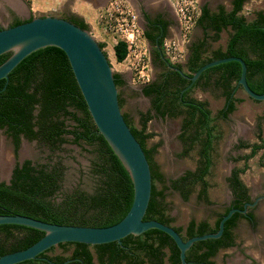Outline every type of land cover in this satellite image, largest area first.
Listing matches in <instances>:
<instances>
[{
  "label": "trees",
  "instance_id": "obj_1",
  "mask_svg": "<svg viewBox=\"0 0 264 264\" xmlns=\"http://www.w3.org/2000/svg\"><path fill=\"white\" fill-rule=\"evenodd\" d=\"M244 1L231 0L228 9L219 5L215 11L202 6L196 22L203 30L211 29L215 34L227 28L229 32L225 44L209 55H204L205 40L192 43L188 46L184 63L175 64V67L191 75L210 60L237 56L245 63V80L249 88L255 93H263L264 13L258 10L251 19H245L239 14ZM63 18L82 29L87 28L74 15ZM30 19L31 16L23 20L14 17L8 26ZM147 20L151 28L144 30L143 36L151 44L158 46L165 35V23L158 17ZM157 24L161 25L160 28ZM98 45L101 48L103 46L100 42ZM112 51L114 60L121 62L127 53L125 42L116 41ZM10 54L11 51L1 53L0 64ZM161 68L157 79L142 85L141 93L151 98L155 115L181 116L178 139L183 149L179 155H186L195 147L196 160L193 168L186 169L175 177H164L152 158L158 143L146 146V140L154 135L146 129V123L152 115L148 111L138 113V125L135 126L125 113L121 114L140 144L149 165L151 189L142 219H154L170 225L182 239H186L215 232L219 219L228 209H240L243 203L249 201L248 189L239 179V174L246 169L247 160L259 150L261 160L264 159V136L258 133L257 141L238 140L234 145L235 149L248 151L231 157L234 162L242 161L241 166L232 167L225 177L232 197L231 204L217 213L212 223L206 219L191 218L183 228L172 226V217L168 215L164 201V191L176 192L183 201L194 194L197 201L211 203L207 179L213 166L214 145L220 135L206 102L190 98L189 89L180 91L188 81L164 62H161ZM209 72L217 74L214 84L224 88L225 102L219 114L225 117L233 111L235 102L239 101L234 97V92L238 87L236 81L240 65L236 61H227L211 66L199 75L194 84L203 77L208 78L206 75ZM113 81L116 87L125 83L119 73H113ZM229 83L234 85L227 89ZM117 100L120 108L122 99L118 93ZM0 129L10 138L15 157L8 181L0 180V215L18 214L54 224L96 227L112 225L125 215L132 200L131 179L120 159L92 122L67 58L58 47L47 45L30 52L9 71L6 79H0ZM20 137L45 147L49 152L48 160L18 161L16 153ZM66 143L75 145L80 152L88 154L86 170L79 171L80 176L84 175L88 179L87 187L77 184L65 188L63 185L65 166L56 152ZM262 165L264 167V163ZM156 182L161 183V187L157 188ZM240 218L252 221L253 216L250 211L247 216L232 213L224 221L218 238L196 241L189 247L185 252L186 264H217L215 255L220 250L235 245L233 230ZM43 233L24 225L0 224V255L26 248ZM55 248H59V251L52 253ZM94 258L99 264H179L178 250L172 239L154 228L139 235H126L120 239V243H58L34 258L15 264H93Z\"/></svg>",
  "mask_w": 264,
  "mask_h": 264
},
{
  "label": "rangeland",
  "instance_id": "obj_2",
  "mask_svg": "<svg viewBox=\"0 0 264 264\" xmlns=\"http://www.w3.org/2000/svg\"><path fill=\"white\" fill-rule=\"evenodd\" d=\"M10 2H18L23 8L24 17H37V16H54L64 17L68 15H74L80 18L78 15L79 7L86 4L89 8L94 9L96 6V0H9ZM171 7L177 19V32L174 34L166 33L163 37L170 39H177L179 37L180 25L175 13V5L181 4L189 0H169ZM2 6H9L8 0H0ZM94 5L91 6V3ZM130 3V1L128 0ZM231 0H192L196 11L200 15L202 6H205L209 11H215L217 6L221 5L225 9L230 7ZM9 3V4H8ZM74 6H72L73 4ZM103 3V4H102ZM121 3L126 5L123 0H104L100 5H97L93 11V18L91 23H85L87 30L95 39V41L103 44L102 49L108 52L110 47L120 37H125V32H132V42L135 46H132L128 55L121 62H116L110 59V65L113 73H119L124 78L125 84L116 87L119 97L122 99L120 111L125 113L131 120L132 124L138 125V113L148 111V101L139 92L138 87L157 79L158 74L161 71L159 64H154L149 58V46L147 40L143 36V27L138 19V12L131 6L119 7ZM8 4V5H7ZM90 4V5H89ZM131 5V3H130ZM0 5V9H1ZM122 11L121 13L117 12ZM261 10L264 13V0H245L241 6L239 14L245 19L249 20L253 17L255 11ZM153 12V10L149 9ZM20 15V14H19ZM136 16V18H134ZM133 17V18H132ZM199 17V16H198ZM0 23L5 25L4 13L0 10ZM130 23L132 25H130ZM198 26V27H197ZM200 25L194 22L190 28L189 33L186 36V40L180 44L176 50V56L174 61H179L178 64H183L182 54H185V59L188 53V46L190 43L197 39L196 33H193L197 27L200 30ZM132 27V30L130 28ZM229 30L222 29L217 34L215 41L210 42V46L215 47L217 45L223 46L227 38ZM208 36H213L211 31H207ZM208 41H210L208 39ZM161 51V50H160ZM148 52V61L145 57ZM184 59V60H185ZM149 63V67L140 68L141 65ZM136 67L135 69L133 67ZM140 71L142 76L136 80L137 70ZM133 74H136L133 77ZM131 77L134 80H131ZM147 77V80H146ZM143 81V82H142ZM194 88L190 92V96L193 98H202V100L209 102L211 110L214 112L221 107L223 103L222 97H215L213 95V87L207 86L197 95ZM212 92V94H211ZM234 97L239 99L235 102L234 110L229 114V119L223 124L220 123L218 127L219 139L214 145V163L208 176V196L210 204L197 201L194 194L183 201L179 195L171 190L164 191L166 203V209L169 216L172 217L171 225L179 226L183 228L189 219H206L209 223H212L215 215L223 211L226 202L229 199V193L224 181V177L227 175L229 166H241L242 162H234L231 157L238 156L247 153V149H235L238 140L246 142L257 141V133L264 136V100L255 102L252 101L253 106L242 108V100H246L249 97L237 87L234 93ZM250 99V98H249ZM252 100V99H251ZM208 104V103H207ZM259 116V117H258ZM258 120L257 125L255 123ZM217 124V123H216ZM179 125V118L158 119L151 118L146 123L147 131L154 133V136L146 140V146L149 147L154 143H158V146L152 156L154 163L157 165L158 170L164 177H175L181 174L186 169H191L194 166L196 160L195 151L196 148H192L186 155L180 156L182 151L181 144L176 138V132ZM259 131V132H258ZM2 150V151H1ZM0 179L8 181L12 165L15 161L13 154V146L10 138L0 130ZM49 152L45 147L37 145L35 142L22 140L17 153L16 159L21 161L23 159H30L31 161L45 162L48 160ZM56 156L61 158L63 165L65 166V174L63 179V185L65 188H71L79 184L81 187H87L89 184L88 179L82 175H79V171L86 170L88 164V154L80 152L79 148L75 145L66 143L62 145L61 150L56 152ZM260 152L247 161V170L243 177V182L248 187V193L251 196L264 195V169L260 166ZM53 159H55L52 156ZM4 164V166L2 165ZM156 187H161V183L156 182ZM253 219L247 221L240 218L233 230L235 245L223 249L217 253L214 257L217 264H264V197L258 200L256 205L251 210ZM59 248H55L52 253H57ZM93 252V251H92ZM50 254V253H49ZM93 264H99L94 259Z\"/></svg>",
  "mask_w": 264,
  "mask_h": 264
},
{
  "label": "water",
  "instance_id": "obj_3",
  "mask_svg": "<svg viewBox=\"0 0 264 264\" xmlns=\"http://www.w3.org/2000/svg\"><path fill=\"white\" fill-rule=\"evenodd\" d=\"M9 6L18 14L23 12V8L18 2L10 3ZM47 45L58 47L65 54L92 122L129 174L133 189L132 200L125 215L119 221L101 227L60 225L18 214L0 215V224H19L44 232L39 239L26 248L0 255V264H15L34 258L49 247L63 242H80L88 245L112 241L120 243V239L126 235H139L150 228L168 235L178 250L179 264H186L185 252L194 242L207 238H218L222 233L224 221L232 213L245 214L246 206L256 204L258 198L251 203H245L240 209L230 208L219 219L215 232L195 235L186 239H182L170 225L154 219H142L151 189L149 165L140 144L121 114L117 89L113 81V71L106 52L87 30L64 18L54 16L31 17L28 21L0 28V54L11 51L9 57L0 64V79H6L9 71L24 56ZM160 58L165 65L173 68L188 80V84L181 89V92L192 86L205 69L223 62L236 61L240 65L236 85L250 99L264 100V92L255 93L247 85L245 63L240 57L226 56L210 60L202 64L191 75L170 65L162 54H160Z\"/></svg>",
  "mask_w": 264,
  "mask_h": 264
},
{
  "label": "crops",
  "instance_id": "obj_4",
  "mask_svg": "<svg viewBox=\"0 0 264 264\" xmlns=\"http://www.w3.org/2000/svg\"><path fill=\"white\" fill-rule=\"evenodd\" d=\"M97 2L96 3H94L96 6L97 5H100L101 4V2L102 1H104V0H96ZM130 1V3H131V6L133 7V9L135 8L136 9V11L138 12V14L140 13V10L142 9V10H145V11H147V12H149V9H151V10H153V13H155V17H158L159 18V20H161V21H163L164 23H165V34L166 33H172V32H174V34L177 32V19H176V17H175V14H174V12H173V9H172V5H171V3H170V1L169 0H129ZM91 3V6L93 7L94 5L92 4V2H90ZM73 4V3H72ZM103 4V3H102ZM86 4H84V5H82V6H80L79 7V11L77 12L79 15V17L80 18H82V20L85 22V23H91V21H92V16H93V11H94V9H95V7H94V9H92V8H89V6L87 5V6H85ZM90 5V4H89ZM72 6H74V4L72 5ZM141 10V11H142ZM152 13V12H151ZM146 14V13H145ZM154 17V18H155ZM139 22H140V24L142 25V27H143V19H142V17L139 15ZM198 27V26H197ZM195 28L194 29V31H193V33H196V36H197V39L196 40H194V41H192L190 44H192V43H196L197 41H199V40H205V52H204V55H209L210 54V52L211 51H213V50H215L216 48H222L223 46H219V45H217V46H215V47H212V46H210V42L211 41H215L216 40V38H217V34H215L214 33V31H212L211 29H206V30H203L202 28H201V26H199L200 28V30H198V28ZM143 28H145V27H143ZM146 29V28H145ZM149 30V29H148ZM148 30H145V31H148ZM208 30H210L211 31V33H212V37L211 36H208L207 34V31ZM208 39L210 40V41H208ZM226 41V40H225ZM147 42H148V46H149V58L151 59V57H152V62L154 63V64H159V62H160V66H161V62H164L161 58H160V50L157 48V46L155 45V44H151L148 40H147ZM224 44H225V42H224ZM113 46V45H112ZM112 46L110 47V51H111V56H110V59H112V60H114V56H113V51H112ZM158 53V54H157ZM109 59V58H108ZM110 61V60H109ZM115 61V60H114ZM111 64V63H110ZM165 64V63H164ZM161 70H162V68H161ZM206 77H208V78H205V77H203V78H201L198 82H197V87H195V91H196V93H197V95L198 96H200V93L201 92H203V91H205L204 89L207 87V86H212L213 87V89H214V93H213V95L215 96V97H217V98H219V97H222L223 98V103H222V105H221V107L220 108H218L216 111H212L211 110V107L209 106V102H206V107L210 110V115H211V117H213V124H215L216 125V128H217V131H218V125L220 124V123H224V122H227L228 121V119L230 118L229 117V114L231 113H228V114H226L225 115V117H222L220 114H219V111L222 109V107L224 106V102H225V96H224V93H225V91H224V88L222 87V86H219V85H215L214 84V80L216 79V77H217V74H215L214 72H209L207 75H206ZM154 80V79H153ZM206 81V82H205ZM228 86H227V89H230L231 88V86L232 85H234L233 83H229V84H227ZM235 93V92H234ZM211 94H212V92H211ZM195 99H197V100H202V98H195ZM202 101H204V100H202ZM241 101H242V108L244 107V108H247V107H251V106H253V103H252V101H254L253 99L251 100V99H246V100H242L241 99ZM255 102H257V101H255ZM208 103V104H207ZM235 108V107H234ZM234 110V109H233ZM264 114V113H263ZM259 117V116H258ZM258 117H256V119H254L255 120V123H256V125H257V122H258V120H257V118ZM151 118H156V117H151ZM150 118V119H151ZM168 118H179V125H178V129H177V132H176V138L178 139V134H179V126H180V120H181V116H176V117H169V116H164V117H159L158 119H168ZM149 119V120H150ZM217 123V124H216ZM259 132V131H258ZM154 134V133H153ZM258 134V133H257ZM154 136V135H153ZM152 136V137H153ZM179 140V139H178ZM218 140V139H217ZM216 140V141H217ZM180 142V141H179ZM181 144V143H180ZM151 146V145H150ZM181 147H182V145H181ZM214 152V151H213ZM258 152H260V155H261V150H259ZM257 152V153H258ZM256 153V154H257ZM255 154V155H256ZM253 157V156H252ZM260 158V166L264 169V167H263V165H262V163H264V159L263 160H261V157H259ZM241 161V160H240ZM248 161V160H247ZM242 162V161H241ZM213 163H214V159H213ZM246 165H247V162H246ZM234 166H237V165H234ZM234 166H229V170H228V173H227V175L226 176H228V174H229V171H230V169L232 168V167H234ZM192 169V168H191ZM247 170V166H246V169L244 170V172H242V173H240L239 174V179L243 182V177H241V175L242 174H244L245 173V171ZM264 171V170H263ZM225 176V177H226ZM225 177H224V181H225ZM245 182V181H244ZM243 182V183H244ZM225 184H226V182H225ZM245 184V183H244ZM246 185V184H245ZM247 187V186H246ZM248 188V187H247ZM231 247V246H230ZM221 251V250H220ZM217 255V254H216ZM215 255V256H216ZM95 259V258H94ZM96 260V259H95ZM215 260V259H214ZM216 262V261H215ZM217 263V262H216Z\"/></svg>",
  "mask_w": 264,
  "mask_h": 264
},
{
  "label": "built area",
  "instance_id": "obj_5",
  "mask_svg": "<svg viewBox=\"0 0 264 264\" xmlns=\"http://www.w3.org/2000/svg\"><path fill=\"white\" fill-rule=\"evenodd\" d=\"M124 3H126V5H122L121 3H115L116 5L120 4L119 7H127L129 6L131 8L130 3L127 0H123ZM174 8H175V13L177 15L178 21H179V25H180V31H179V37L177 39H170V38H164L162 37L159 47L161 50V54L164 57V59L171 65H175L178 64L179 61H174L173 58H175L176 56V50L178 48V46L180 44H182L185 40H186V36L189 33V28L190 26L196 22L199 14L196 11L194 5L192 4V0L183 2L181 4H174ZM117 12L121 13L122 11H118ZM133 18V17H132ZM136 18V16L134 17ZM130 25H132L130 23ZM130 30H132V27L130 28ZM125 37H120L118 40L125 42L126 44V56L128 55V52L130 51L132 46H135V43L132 42V32H125ZM117 40V41H118ZM116 43V41L114 42V44ZM113 44V45H114ZM148 52L146 53L145 57L147 58L146 61H148ZM125 56V57H126ZM182 58L183 61H185V54H182ZM124 60V59H123ZM149 62V61H148ZM146 62V64L141 65L140 68L143 69L144 67H149V63ZM134 69L136 68L135 66L133 67ZM137 70V69H136ZM137 72H139V74H133V77L136 76V80L139 78V76H142V74L140 73L139 70H137ZM131 80H134V78L131 77ZM147 80V77H146ZM143 82V81H142Z\"/></svg>",
  "mask_w": 264,
  "mask_h": 264
},
{
  "label": "flooded vegetation",
  "instance_id": "obj_6",
  "mask_svg": "<svg viewBox=\"0 0 264 264\" xmlns=\"http://www.w3.org/2000/svg\"><path fill=\"white\" fill-rule=\"evenodd\" d=\"M128 1V0H127ZM1 5V12L2 13H4V16H5V25H2L1 23H0V27H6V26H8L9 24H10V22H11V20L15 17V18H18V19H20V20H23V19H25V18H27V17H24L25 15L24 14H18L17 12H15V10L13 9V8H11V7H8V6H2V4H0ZM142 10V9H141ZM140 10V13L138 14V19H139V15L142 17V19H143V27H145V28H143V31L144 30H148V29H150L151 28V26H150V23H149V21L147 20V18H149V20H152V19H154V17H155V13H151V11H149V12H147V11H145V10H142L141 11ZM146 13V14H145ZM63 18V17H62ZM156 18V17H155ZM65 19V18H64ZM152 24V23H151ZM157 25H159V24H157ZM160 26L161 25H159V28H160ZM162 39V38H161ZM149 45V44H148ZM157 48L160 50V47H159V45L157 46ZM160 54H161V52H160ZM173 66H175V65H173ZM173 69V68H172ZM182 70V69H181ZM183 71V70H182ZM184 72V71H183ZM185 73V72H184ZM186 74V73H185ZM187 80V79H186ZM188 81V80H187ZM195 83V82H194ZM192 84L193 86H190V87H188L187 89H189V92H188V96L190 97V98H193V97H191L190 96V92L195 88V87H197V83L196 84ZM125 84V83H124ZM188 84V83H187ZM186 84V85H187ZM185 85V86H186ZM184 86V87H185ZM183 87V88H184ZM141 88H142V86H140V87H138V92L144 97V98H147V101H148V112H149V114L150 115H152V117H156V118H159V116H157V115H155L154 114V110L152 109V107H151V98L149 97V96H144L142 93H141ZM182 88V89H183ZM187 89H185V90H187ZM184 90V91H185ZM181 91V90H180ZM195 99V98H194ZM1 130V129H0ZM3 131V130H2ZM22 140H26V139H24L23 137H20V142H19V145H20V143H21V141ZM26 141H28V140H26ZM32 142V141H31ZM34 142V141H33ZM19 147V146H18ZM18 150V149H17ZM14 164V163H13ZM13 166V165H12ZM12 169V168H11ZM9 177H10V175H9ZM227 189H228V187H227ZM228 193H229V199H228V201L226 202V204H225V207L226 206H229L231 203H230V201H231V199H232V197H231V193H230V190L228 189ZM261 197H264V195L262 196V195H257V196H251L250 194H249V201H247V202H245V203H251L254 199H256V198H258V200L259 199H261ZM258 200H257V202H258ZM256 202V203H257ZM245 203H243L242 204V207L244 206V204ZM256 205V204H255ZM255 205H253V206H246V212H245V214H243V216H247V212L248 211H250L251 212V210L253 209V207L255 206ZM232 208H234V207H232Z\"/></svg>",
  "mask_w": 264,
  "mask_h": 264
},
{
  "label": "bare ground",
  "instance_id": "obj_7",
  "mask_svg": "<svg viewBox=\"0 0 264 264\" xmlns=\"http://www.w3.org/2000/svg\"><path fill=\"white\" fill-rule=\"evenodd\" d=\"M8 2H10L9 0H8ZM11 4H13V2H10ZM110 56H111V52H108V57L110 58ZM2 151V150H1ZM1 156V155H0ZM2 158L0 157V160H1ZM3 166H4V164H2Z\"/></svg>",
  "mask_w": 264,
  "mask_h": 264
}]
</instances>
